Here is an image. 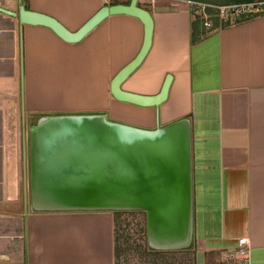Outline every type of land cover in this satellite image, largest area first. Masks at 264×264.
Instances as JSON below:
<instances>
[{
  "label": "crops",
  "instance_id": "0c3cea01",
  "mask_svg": "<svg viewBox=\"0 0 264 264\" xmlns=\"http://www.w3.org/2000/svg\"><path fill=\"white\" fill-rule=\"evenodd\" d=\"M127 1L0 0L15 12H0V264H114L117 212L39 211L28 202L29 126L41 114L94 112L143 128L187 118L193 240L174 250H191L193 264L214 263L246 237L249 264H264V15L206 27L185 0H136L151 15V41L120 88L154 95L168 76L157 105L122 101L109 90L141 46L139 18L107 15L68 42L17 15L23 6L75 30L102 5Z\"/></svg>",
  "mask_w": 264,
  "mask_h": 264
},
{
  "label": "water",
  "instance_id": "95a60500",
  "mask_svg": "<svg viewBox=\"0 0 264 264\" xmlns=\"http://www.w3.org/2000/svg\"><path fill=\"white\" fill-rule=\"evenodd\" d=\"M0 12L15 15L2 6ZM117 13L139 18L143 39L136 55L111 78V95L139 105H157L166 96L168 76L154 95L120 88L151 41V15L136 0L104 4L75 30L43 12L23 6L17 11L20 23L45 25L68 42L78 41L107 15ZM27 142L31 209L139 210L144 212L149 249H183L192 244L191 133L187 118L143 128L99 112L41 114L29 126ZM8 158L12 170L13 143Z\"/></svg>",
  "mask_w": 264,
  "mask_h": 264
},
{
  "label": "rangeland",
  "instance_id": "374dc122",
  "mask_svg": "<svg viewBox=\"0 0 264 264\" xmlns=\"http://www.w3.org/2000/svg\"><path fill=\"white\" fill-rule=\"evenodd\" d=\"M208 14L211 21L216 18L219 22L214 14ZM222 261L220 259L218 262L217 259V262L213 263L211 258L207 257L205 264H226ZM114 264H193V256L191 250H172L168 253L148 250L144 212L119 211L115 223Z\"/></svg>",
  "mask_w": 264,
  "mask_h": 264
},
{
  "label": "built area",
  "instance_id": "2783aa9c",
  "mask_svg": "<svg viewBox=\"0 0 264 264\" xmlns=\"http://www.w3.org/2000/svg\"><path fill=\"white\" fill-rule=\"evenodd\" d=\"M185 2L189 5H194L191 12L199 15L203 25L206 27L212 25L208 12L214 14L219 21L247 18L259 14L264 15V0L230 4H205L195 2L194 0H185ZM237 244V248L227 249L221 255L222 262L226 264H249V257L244 248L248 246V239L246 237H239Z\"/></svg>",
  "mask_w": 264,
  "mask_h": 264
},
{
  "label": "trees",
  "instance_id": "16d2710c",
  "mask_svg": "<svg viewBox=\"0 0 264 264\" xmlns=\"http://www.w3.org/2000/svg\"><path fill=\"white\" fill-rule=\"evenodd\" d=\"M213 21H217V19L215 18V20ZM226 23H228V21H225L223 24H226ZM115 212H119V211H115Z\"/></svg>",
  "mask_w": 264,
  "mask_h": 264
}]
</instances>
